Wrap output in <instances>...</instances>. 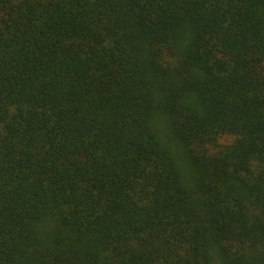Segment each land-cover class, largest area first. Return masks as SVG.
<instances>
[{
  "label": "trees",
  "instance_id": "trees-1",
  "mask_svg": "<svg viewBox=\"0 0 264 264\" xmlns=\"http://www.w3.org/2000/svg\"><path fill=\"white\" fill-rule=\"evenodd\" d=\"M0 264H264V0H0Z\"/></svg>",
  "mask_w": 264,
  "mask_h": 264
},
{
  "label": "rangeland",
  "instance_id": "rangeland-1",
  "mask_svg": "<svg viewBox=\"0 0 264 264\" xmlns=\"http://www.w3.org/2000/svg\"><path fill=\"white\" fill-rule=\"evenodd\" d=\"M229 144L230 143V140L229 139H226V138H223V139H221V141H220V145L222 146V145H225V144Z\"/></svg>",
  "mask_w": 264,
  "mask_h": 264
}]
</instances>
